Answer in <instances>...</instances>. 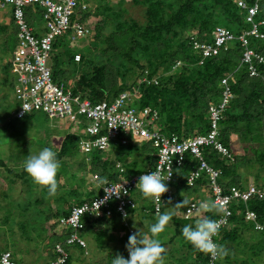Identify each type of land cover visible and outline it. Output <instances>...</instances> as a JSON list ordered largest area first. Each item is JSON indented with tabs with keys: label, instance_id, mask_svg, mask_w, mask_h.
I'll use <instances>...</instances> for the list:
<instances>
[{
	"label": "trees",
	"instance_id": "1",
	"mask_svg": "<svg viewBox=\"0 0 264 264\" xmlns=\"http://www.w3.org/2000/svg\"><path fill=\"white\" fill-rule=\"evenodd\" d=\"M95 1L96 3L98 2V4L94 14L99 16V19L105 22L108 21L106 24H112L114 22V25H111V28L113 26V30L110 32L108 30L105 31L107 32L105 34L107 39H115L117 34L123 38L118 41V45H109L108 48L112 50V52L117 51L121 53L122 61L126 66H131L133 75L126 76V72L123 78L127 80L125 82H119L118 78L121 76H119L116 71L108 76L105 70L106 66L101 63L99 64L98 58H96L98 65L92 64L89 71H84L82 67L86 66L88 61L92 62L93 56L79 50L81 58L79 61H74L73 55L75 49L72 47L69 48L67 45L70 39L67 37V33H65L56 37L52 44L50 57V60L52 58L53 61V63L50 64L52 78L56 80L55 74L57 71L61 70V67L58 68L59 61L62 63L64 62L63 68L69 65L68 69L71 70L70 77L77 75L78 72H82L81 75L84 74L85 77L78 81L83 82V86L78 85V83L74 85L70 81L64 82V86L71 89L73 94H79L81 98H87L92 102H96L105 98H107L106 100H110L116 98L122 92H127V101L130 105L137 108L150 107L156 110L158 118L155 123L159 130L167 134L175 133L180 136L188 137L195 133H204L208 130V105L211 101L219 99L222 88L221 78L228 77L227 82L233 96L229 100L227 107L223 110L222 117L219 120L221 125V129H219V139L230 150L234 160L222 158L211 147H203L202 153L203 158L211 166L220 169L218 182L224 189L230 184L241 182L240 174L237 172L236 167L242 163L243 155L239 152L235 155L231 151V145L234 141L231 135L232 133H236L238 135L236 136L237 140L240 141V139H243L244 141L246 138H242L243 135H250L251 137L253 128H258L260 124L261 127L264 125V95L262 94L261 78L250 76L246 66L240 62L242 48L238 40L227 42L226 49L221 48L217 54L211 55L205 58L201 64H197L198 54L191 49L188 38L185 36L181 37V30L184 26H188L189 29H196L198 37L205 39L210 38L211 31L216 25L220 24L219 22H222L226 28L235 34L250 27V23L244 19V13L237 6L236 0H118L113 3L108 0ZM247 1L249 2L252 0ZM88 2L89 0H78L77 7L73 14L78 13V11L84 12V16H86V13L87 15L91 14L85 12L87 8H89ZM198 3L203 6H199ZM130 4L144 5V21L140 22L129 15L128 8H126L125 5L129 6ZM165 7L168 9L166 10ZM83 17L77 16V20L82 22ZM71 18L75 19L76 17L72 15ZM260 18H264V0H259V10L255 16V20ZM106 24L98 26L96 36L102 35V29L108 26ZM259 29L264 32V24L260 25ZM16 39L17 38L13 40L11 49L16 46ZM173 41L177 42V47L175 49H170ZM14 42L15 45H13ZM248 45H251L257 51L264 54V38H256L250 35L248 36ZM151 57H153V60ZM176 61H180V64L172 68V65H174ZM257 68L260 74L264 76V65L257 64ZM158 70L160 71L159 73ZM153 80H155L156 83ZM68 83L71 86H69ZM83 88H86L88 92L81 91ZM14 111L12 112V116L15 119H25L29 118L33 111L39 110H32L25 113L22 117L14 116ZM6 124V128L15 126L10 120L6 122ZM194 128H197V130L191 132ZM15 132L21 135L20 131ZM6 134H8V130H4V126L0 125V137ZM10 134H12L11 131L9 136ZM260 134L261 133H258L256 136L259 137ZM82 136L83 134L78 128L65 132V136L57 152L58 158L63 155H74L75 151L78 149L77 142ZM112 140L118 145H121L118 138H113ZM130 141L131 139L126 144L139 142L132 140L130 143ZM20 143H23V141L11 142L6 148L7 151L10 150L11 153L8 156L0 155V167H6L11 160L20 161L21 164L16 163L20 166L19 172L9 168V171L13 174L11 176L16 177H22L26 174L22 168L20 155L17 152H13L15 148L19 149ZM116 146L117 145H115V147ZM103 151H95V159L100 160L99 154ZM91 153L93 154V151ZM255 153H257L256 160L261 163L264 162V148H261V151L255 149ZM185 155L186 157L182 165L174 172L175 180L171 182L175 190L174 200L168 201L166 198H163L162 207L158 213L153 211L152 200L145 199L142 196L139 191V186H137L138 188L135 187V189L130 192L132 197L134 199L137 198V202L139 201L138 209L143 214L142 218L152 215L159 216L161 213L171 212L174 234L181 233V229L186 224L195 226L196 221L205 216L215 220L220 213V209L216 206L209 211L204 210L201 214L196 216L184 218L180 215L185 205H179L177 203L186 200L185 198L188 195L198 192L200 186L206 182V180L202 178L197 179L192 186L186 185L185 176L187 171L191 165L196 164V161L195 159H191L188 153ZM116 156L117 154H115L113 161L102 159L99 163L97 161L96 163L93 158L90 159L89 163L92 164V162H95V169L93 168L92 171L99 173L101 179H105L102 183L107 180L114 181L118 178L116 163L124 165L123 167L125 170L123 173L131 169L129 164L125 163L123 160V162L120 161ZM154 160V155L153 160L147 158L148 165H152ZM128 174L126 176H128ZM11 176L7 175L6 177L11 178ZM258 186L261 185L258 183ZM97 192H93V194ZM89 196L87 197L90 198L91 196ZM78 202H80V200ZM243 206L242 202L233 204V207L237 208L230 217L233 226L228 227L229 225H227L219 228L215 241L218 245H221L225 251L233 250L234 247L232 244L235 238L237 239V243L243 240L242 235L235 226L237 223L241 225H244V223L248 224L243 219V216L238 213V210H242ZM247 206L254 209L258 213V216L264 219V196H262V198H258L257 196L252 197L247 202ZM134 210L135 208H129V214ZM61 213L62 215L67 214L68 210H63ZM103 220H108L111 226L114 227V221L121 219L117 216L116 212H113L111 217L102 215L92 218L86 214L82 218L84 228L81 232L90 230L94 223H100ZM120 227L125 231L126 226L121 225ZM54 232L56 233L57 230H54ZM255 232L264 234V231ZM129 235L130 234L126 231L121 237L127 239ZM101 236L102 234L98 235V240H100L99 238ZM243 237L245 238V236ZM182 238L185 245L195 253V258L197 260L196 264L205 262L206 253L196 250L183 235ZM227 242L228 244L225 246ZM243 242L245 243V241ZM74 248L81 250L80 246H74ZM1 249L0 247V252L3 251ZM12 255L14 254L12 253ZM52 256H54L53 253L51 257ZM13 257L15 258V256ZM228 257L230 258L231 256L224 255L223 258ZM229 258L225 259V261H228ZM69 259L67 260L68 264ZM220 259L222 258L220 257Z\"/></svg>",
	"mask_w": 264,
	"mask_h": 264
},
{
	"label": "built area",
	"instance_id": "2",
	"mask_svg": "<svg viewBox=\"0 0 264 264\" xmlns=\"http://www.w3.org/2000/svg\"><path fill=\"white\" fill-rule=\"evenodd\" d=\"M237 6L244 13V19L250 23V27L240 33H233L223 26H215L211 32V40L203 41L191 38V46L198 54V64L217 54L221 48H227V42H240L242 55L240 62L246 66L248 74L260 77L262 81V94L264 95V76L260 74L257 64L264 65V54L248 45V36L264 38V32L259 26L264 24V18L255 20L259 10V0H237ZM78 0H0V9L10 7L11 16L16 27L17 44L11 54V73L13 74V93L18 102L14 116L22 117L32 110H39L48 117L67 118L75 128L83 134L77 142L78 150L85 154L92 151H102L110 146V139L118 138L121 144L131 140L149 141L155 148V160L140 172L122 176L125 168L116 163L118 178L114 181L107 180L100 185L99 192L93 197L74 203L68 208V213L59 217V223L69 229L62 241L53 244L54 256L48 264H65L70 249L74 246L85 247L86 241L79 230L84 228L82 218L84 215L91 217H111L113 212L128 225L129 208H134L136 200L131 195L139 177L150 171L160 170L162 175L172 172L171 177L165 181L168 190L161 194V200L153 203V211L158 213L162 207L163 198L173 201L175 190L171 182L175 180V170L179 168L186 155L195 159L196 164L191 165L185 176L187 185L192 186L197 179H205L210 189V200L201 199L199 202L189 199V203L181 210L182 217L196 216L204 211L200 207L202 202H210L220 209L218 217L214 220L220 227L227 226L233 212L231 202L234 198L242 200L257 193L262 196L253 185H249L245 192L239 191L235 185L229 187V192H224L218 182L220 169L211 166L204 158L203 147H211L218 155L225 159H233L229 149L219 139V120L223 110L233 96L227 82L228 77L221 78V94L218 100L208 105L209 128L204 133H196L192 136H180L175 133H164L156 126L157 112L150 107L137 108L127 101V92L120 93L116 98L102 99L92 102L90 99L81 98L79 94H73L71 89L64 86L63 81L52 78L49 59L51 57L52 44L56 37L67 33L70 40H76L88 32L86 24L72 19ZM37 6L42 8L41 33L29 24L28 15L32 16ZM30 12V13H28ZM81 53L74 51V61H79ZM180 62L177 61L173 67ZM156 80V79H155ZM153 80V81H155ZM156 83V81H155ZM264 104V103H263ZM138 138V139H137ZM116 189L122 192L117 198L109 190ZM99 213V214H98ZM127 213V216L124 214ZM244 218L251 221L255 230H264V220H258L252 210H245ZM219 227V228H220ZM129 233L133 232L128 227ZM217 236V235H216ZM213 240L215 241V237ZM210 254L206 253V260L202 264H216ZM0 264H20L15 260L12 252L3 250L0 252Z\"/></svg>",
	"mask_w": 264,
	"mask_h": 264
},
{
	"label": "rangeland",
	"instance_id": "3",
	"mask_svg": "<svg viewBox=\"0 0 264 264\" xmlns=\"http://www.w3.org/2000/svg\"><path fill=\"white\" fill-rule=\"evenodd\" d=\"M108 1L113 3L118 0ZM88 3L89 8H87L85 12L91 14L87 15L86 13V16H84V12L80 11L73 14L76 18L77 16H84L82 22L86 24L88 32L84 36L78 37L76 40H70L67 42V45L69 48H74L75 51L82 50V52L93 56V61H88L86 66L82 67L84 71H89L92 64L96 65V58H98L99 64L101 63L106 66L105 70L108 76L116 71L119 76H121H118L119 82H125L127 79H124L123 77L126 72V76L133 75L131 66L125 65L122 61L120 52H112V50L108 48L109 45H118V41L123 38L117 34L115 39H107L105 36L107 32L105 31L108 30L110 32L113 30V26L111 28V25H114V22L112 24H106L108 21L105 22L104 20L99 19V16L94 14L98 2L96 3L95 0H89ZM198 5L203 6L200 3H198ZM125 6L128 8L130 16L140 22L144 21V5L130 4L129 6ZM5 9L9 14L10 7L7 6ZM165 9L167 10L168 8L165 7ZM41 12L42 8L39 6H37L33 16L28 12L30 13L28 15L29 24L36 29L38 34L41 33L42 27ZM219 23V25H223L222 22ZM105 24L108 26L102 29V35L96 36L98 26ZM181 32V37L185 36L186 38L192 34H197L196 29H189L188 26H184ZM16 34L15 27V35ZM15 38H17V36ZM13 40V33L10 32L7 36V33L1 31L0 125L4 126V130H6V122L10 120L13 125L24 131H28V133L25 134V136L18 133H12L10 136L9 134H6L0 137V155L8 156L11 153L10 150L7 151L6 149L11 142L23 141V143H20L19 149H12L13 152H17L20 155V159L23 162L28 155L38 152L43 147H50L58 152L62 139L65 136V132L72 131L75 127L67 118L48 117L41 111H33L31 116L25 119H15L11 116L12 112L17 107L12 88L13 74L11 73L10 68L11 54L15 49V46L11 49ZM176 44L177 42L173 41L170 49H175L177 47ZM151 59L153 60V57H151ZM51 63H53L52 58L51 60L49 59V64ZM63 65L64 62L62 63L59 61L58 68L61 67V70L57 71L55 79L63 82L70 81L74 85L78 83V85L83 86V82L78 81L85 78L84 74L81 75L82 72H78L77 75L70 77L71 70L68 69L69 65H67V67L64 66V68ZM159 70L158 73L160 72ZM4 78L6 81H4ZM68 85L71 86L69 83ZM81 91L86 92L87 89L83 88ZM218 125L219 129H221L220 123ZM196 130L197 128H194L191 132H195ZM258 133H261L259 137L256 136ZM252 134L251 137L250 135H243L242 138L246 139L244 141L243 139H240L239 141L236 137L238 135L232 133L231 136L234 141L231 145V151L235 155L238 152L243 155L242 163L236 167L237 172L240 174V178H243L242 181L246 183V181L248 182L251 180V177H253L256 179L255 181H257L255 183H259L264 187V162L261 163L257 161L256 154L258 152L255 153V149L261 151V148H264V125L261 127L260 124L258 128H253ZM109 143L110 146L108 149L99 154L100 160L95 159V151H93V154H85L78 149L75 151L74 155H63L58 158L60 163V168L56 174L58 188L54 196L48 194L46 187L35 184L27 173L19 178L11 176L13 174L9 171L10 169L17 172L20 171V166L16 164L20 163L19 160H11L6 167H0L1 250L6 249L11 251L17 262L20 264H44L42 261H45L46 258L51 259V255L43 257V254L40 252H50L53 242L55 240L62 241L65 234L69 231V229L67 230L57 223L58 217L62 215L61 212L63 210H68L71 204L89 196L91 192L92 194L93 192H97L100 189V185L105 180L100 178L99 173L92 171L93 168L95 169L96 161L98 163L102 159L113 161L115 154H117L116 157L119 158L120 161L123 160L130 165L129 167L131 169L121 174L122 176H126L128 173L137 172L139 170L142 171L148 167L147 158L153 160L155 149L149 141L140 140L138 143L118 145L110 139ZM115 145L117 146L115 147ZM91 158L95 160V162H92L94 165L89 163ZM7 175L11 176V178L6 177ZM92 194L90 196H92ZM188 198L197 202L201 200L198 194H190L188 195ZM137 210H139L138 207H136L134 211L137 212ZM140 213L141 212L139 211L136 215L132 214L128 223L132 226L133 232L140 229V232L143 234L151 235L149 227L156 222L158 216L152 215L142 218ZM113 225L114 227L111 226V223L108 220L94 223L90 230H87L82 235L86 241V250H77L72 247L69 264H112L113 258L117 254L127 258L128 252L125 245L127 244L128 238L125 239L124 237H121L124 230L120 227L121 223L119 220L114 221ZM231 226H233L232 223H230L228 227ZM235 226L237 227L238 232L242 235L243 240L240 243H237V239L235 238V241L232 244L234 247L233 250H227L225 254L226 256H231L230 258L228 257L229 260L225 261V259L228 258H223L224 256L221 257L222 259L219 257L217 264H264V234L255 232L249 224L244 223V225H241L240 223H237ZM54 230H57V232L55 233ZM80 231L81 230L78 232ZM99 234H102L99 238L100 240L97 238ZM243 236H245V238ZM157 238L160 240L164 248V252L162 253L164 264L197 263L195 253L185 245L182 234H174V226L171 219L165 226V230L158 234ZM243 241H245V243ZM227 244L228 242L225 243V246H227ZM242 251L244 253L243 257L240 256ZM39 253L40 255H38ZM50 253L54 254L53 251Z\"/></svg>",
	"mask_w": 264,
	"mask_h": 264
},
{
	"label": "clouds",
	"instance_id": "4",
	"mask_svg": "<svg viewBox=\"0 0 264 264\" xmlns=\"http://www.w3.org/2000/svg\"><path fill=\"white\" fill-rule=\"evenodd\" d=\"M236 4H237V2H236ZM219 26H223V25H219ZM223 27H225V26H223ZM192 37L196 38L197 40L210 41L211 40V33H210V38H207V39L202 38V37H198V34H196V33L190 35L188 37V43H189L191 49L193 50V48L191 46V38ZM193 51L196 52L195 50H193ZM196 62L198 64V59ZM175 63H174V65H175ZM174 65H172V68H175V67H173ZM211 102H213V101H211ZM152 147H153V145H152ZM231 155H232V153H231ZM154 156H155V153H154ZM232 157H233V155H232ZM231 160L233 161L234 157ZM22 168L31 177V179L33 180V182L35 184H37L39 186L46 187L48 194L50 196H54L56 194L57 188H58L56 174L60 168V163H59L56 151H54L50 147H43L38 152L28 155L26 157V159L22 162ZM189 169H190V167H189ZM189 169H188V171H189ZM188 171H187V173H188ZM138 172H140V171H138ZM171 175H172L171 171H169L166 176L162 175L160 170L146 172L145 174H142L139 177L136 185L138 184L139 191L141 192L142 196L145 199L160 201L161 200V194L165 193L168 190V185L165 183V181L168 180L171 177ZM240 180H241V182H239V183L230 184V185H228V187H226V189L223 188L224 192H229V187L231 185H235L239 189V191H243V192H245L247 190L249 185H253L259 191H261L263 193L262 196H264V187L258 186V183H255V182H257V181H255L256 180L255 178L251 177V180H249L248 182L246 181V183L242 181L243 178H241ZM187 186H189V185H187ZM106 193H111V195H114L118 198L122 192H120L116 189H112V190L107 191ZM193 194L194 195L200 194L201 196L200 195L199 196L201 199L210 200V189L207 187L206 182H205V184L200 186V189L198 192L193 193ZM93 195L91 197H93ZM254 196H257L258 198H262V196H259L257 193L251 194L248 197V199H246V200H242L241 198H237V199L234 198L231 202L232 203L231 207L233 209V212H235L237 210V208L233 207V204H237L238 202H242L244 205L243 209L238 210V213H240L243 216V219L245 220V222H247L254 231H264V230H255L253 228L252 222L244 218L245 210H252L256 213L258 220H264L258 216V213L254 209H251L249 206H247V202ZM187 198H188V196L185 198L186 200H182L177 204H179V205L188 204L189 202L187 200H189L190 198H188V199ZM87 199H89V198L81 199L80 202H82L83 200H87ZM135 200H136V205L134 206V208L139 206V201L137 202V198ZM80 202H75V203H80ZM200 207L202 209H204L205 211H209V210L215 208L216 205L206 201V202H202ZM124 215L127 216V213H125ZM197 215H199V214H197ZM131 216H132V212H131L129 218L127 219V223H128ZM59 217H58V220H59ZM171 217H172L171 212L161 213L158 216L156 222L154 224H151L149 227V232L151 233V235L142 234L140 232V229H138L137 231L130 234L127 231V228L131 227V225L128 223V225L126 226L123 224L122 220H119L121 225L126 226L124 232L127 231V233L130 234L128 237L127 244L125 245L127 252H128V257L125 258L122 255L117 254L114 256L112 264H164L163 256H162V253L164 252V248H163L160 240L157 237H158V234H160L161 232H163L165 230V226L170 221ZM92 218H94V217H92ZM230 223H231V220L229 221V224ZM219 227H220L219 224H217L214 220L205 216L202 219L196 221L195 226H192L189 224L184 225L183 228L181 229V234L196 250L210 254L211 258L213 260H216L218 256L223 257L226 254V251L220 245H218L216 241L213 240V237L218 234ZM81 231H80V233H81V235H83L84 231L83 232H81ZM52 247L53 246H51V249L53 251ZM86 247H87V245L85 247H81L80 249L86 250ZM71 250L72 249H70L69 252H71ZM69 258H70V255H69L68 259ZM49 260H50V258H49ZM49 260H48V262H49ZM66 263H67V261L65 262V264ZM216 264H217V262H216Z\"/></svg>",
	"mask_w": 264,
	"mask_h": 264
},
{
	"label": "crops",
	"instance_id": "5",
	"mask_svg": "<svg viewBox=\"0 0 264 264\" xmlns=\"http://www.w3.org/2000/svg\"><path fill=\"white\" fill-rule=\"evenodd\" d=\"M1 31L2 32H5V33H7V36H8V34L11 32V33H13L14 34V40H15V24H14V21H13V19H12V16H11V12H9V14L6 12V9L4 8V9H0V33H1ZM13 45H15V42H14V44ZM14 48V47H13ZM12 48V49H13ZM4 81H6L5 80V78H4ZM11 116H12V114H11ZM6 130H8V134L10 133V131L12 132V133H16L15 131H20V133H21V135L23 136H25V134H27L28 133V131H24V130H22V129H20V128H18V127H16V126H13V127H11V128H6ZM10 130V131H9ZM24 138V137H23ZM21 177V176H20ZM19 178V177H18ZM194 195V194H193ZM198 195H200V194H198ZM201 196V195H200ZM188 199V198H187ZM140 210H137V212H135V211H133L132 212V214H138V212H139ZM140 215L142 216L143 214H142V212L140 213ZM50 250L52 251V249L50 248ZM50 251V252H51ZM49 251L47 252V253H45V251H43V252H40L41 254H43V257H45V256H48V255H52L51 253H50ZM40 253L38 254V255H40ZM45 253V254H44ZM240 256L241 257H243L244 256V253H243V251L240 253ZM49 258H46L45 259V261H42V262H44V264H47V260H48ZM38 264V263H37Z\"/></svg>",
	"mask_w": 264,
	"mask_h": 264
},
{
	"label": "bare ground",
	"instance_id": "6",
	"mask_svg": "<svg viewBox=\"0 0 264 264\" xmlns=\"http://www.w3.org/2000/svg\"><path fill=\"white\" fill-rule=\"evenodd\" d=\"M58 224H60L59 223V220H58V222H57ZM61 225V224H60ZM62 226V225H61ZM63 228H65L64 226H62ZM65 229H67V228H65ZM66 235H67V233L65 234V236L64 237H66ZM64 239V238H63ZM60 241V240H59ZM54 244V243H53Z\"/></svg>",
	"mask_w": 264,
	"mask_h": 264
}]
</instances>
